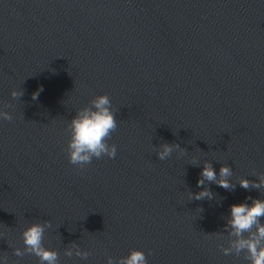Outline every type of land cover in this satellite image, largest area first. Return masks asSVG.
<instances>
[{
	"label": "water",
	"instance_id": "95a60500",
	"mask_svg": "<svg viewBox=\"0 0 264 264\" xmlns=\"http://www.w3.org/2000/svg\"><path fill=\"white\" fill-rule=\"evenodd\" d=\"M103 93L116 155L73 165L68 123ZM3 106L7 264H40L14 252L34 221L51 222L43 244L57 264H105L133 248L148 264H248L222 246L231 205L264 199L253 186L264 175V0H0ZM164 142L179 148L160 160ZM206 162L217 178L229 165L232 186L199 185ZM204 188L211 197L195 199ZM73 243L89 255L66 256Z\"/></svg>",
	"mask_w": 264,
	"mask_h": 264
},
{
	"label": "clouds",
	"instance_id": "9594fccd",
	"mask_svg": "<svg viewBox=\"0 0 264 264\" xmlns=\"http://www.w3.org/2000/svg\"><path fill=\"white\" fill-rule=\"evenodd\" d=\"M43 86L37 88L32 93V99L37 100ZM23 95L22 88H13L11 96L19 98ZM6 106L0 107V121L11 120L12 114L4 110ZM117 127L115 111L112 108V102L107 93L95 96L90 105L78 109L75 115L68 123L70 136L67 142V155L69 163L83 167L92 159L107 155L109 158L115 157L116 145L109 144L107 137L111 131ZM179 145L164 142L160 145L157 156L160 160H166L171 156ZM183 150H181L182 152ZM232 170L229 165L224 164L219 169V178L210 162H206L201 170V178L197 181L203 185L205 180L215 181L224 188L231 187L229 177ZM241 187L248 188L249 180L240 179ZM254 187L264 186V175L253 182ZM212 193L204 188L194 194V198L199 200L204 197H211ZM264 199L253 198L251 203L241 201L233 203L230 207V239L227 246H222L225 255L241 253L245 256L248 264H264ZM51 226L50 221H34L24 227L21 236L23 240V249L16 248L15 255L20 257L25 253L34 254L38 257L40 264H57L59 253L55 248L46 247L43 244L45 229ZM64 254L68 257L76 256L86 258L89 255L87 250H83L79 245L73 243L65 249ZM0 264H7L4 256H0ZM105 264H148L146 254L142 249L133 248L128 255L114 260L108 256Z\"/></svg>",
	"mask_w": 264,
	"mask_h": 264
}]
</instances>
